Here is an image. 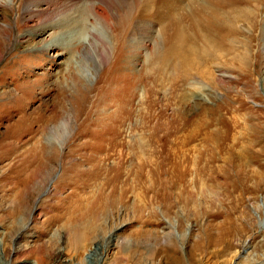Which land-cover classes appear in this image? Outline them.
Segmentation results:
<instances>
[{
  "label": "rangeland",
  "instance_id": "374dc122",
  "mask_svg": "<svg viewBox=\"0 0 264 264\" xmlns=\"http://www.w3.org/2000/svg\"><path fill=\"white\" fill-rule=\"evenodd\" d=\"M163 1L0 0V110L13 116L0 121V133L19 107L32 114L61 106L38 137L40 159L27 157L29 137L16 152L0 153V264H264V4L244 7L256 17L238 19L240 43H224L202 67L193 55L179 87L172 67L159 75L157 56L173 48L166 38L188 10ZM51 23L54 30L30 37ZM192 28L190 43L198 34ZM54 37L65 48L50 57L31 52ZM33 83L30 98L9 102L18 85ZM129 108L133 125L122 124L117 138L126 150L134 138L133 153L109 157L116 136L103 128L126 119ZM202 122L218 145L228 141L215 182L203 179L194 204L169 200L162 184L153 197L144 189L154 178L137 177L152 171L150 159L138 158L139 142L161 141L164 124ZM197 138L207 153L204 136ZM82 220L89 226L79 231Z\"/></svg>",
  "mask_w": 264,
  "mask_h": 264
},
{
  "label": "bare ground",
  "instance_id": "6f19581e",
  "mask_svg": "<svg viewBox=\"0 0 264 264\" xmlns=\"http://www.w3.org/2000/svg\"><path fill=\"white\" fill-rule=\"evenodd\" d=\"M163 2H165L164 3L165 6L169 4L170 6H172L177 10L181 8L183 4H186L185 7L188 10L186 14L183 13L184 17L178 20V23L176 24L175 27V36H173L172 38L170 37L166 38L167 41L176 42L173 45V48H171L162 56L160 55L157 56V60H158L157 64L162 63L161 65L163 66V68L160 67L159 69L160 71L159 75L160 76L165 75V71H164L165 67H169V68L172 67L171 69L175 71L176 82H177V86L179 87H182L185 84V82L188 80V77L191 76V74L187 72L186 67L187 65L190 64V58L193 55L198 57L199 65L202 67L206 63V57L211 59V57H213L216 54L217 52L216 49H218L220 46H223L224 43H231V44L240 43L236 41H239L240 40L239 38L243 37L242 35L243 30L237 25L238 19L242 18L245 20L252 21L256 17L255 14L256 11L249 12L244 7H246L247 5L249 6L251 3L252 4L255 3V10H259L260 5L264 4V0H166ZM179 3L182 4V6L179 5ZM173 8L169 7L166 8V10L172 11ZM181 10L183 9L181 8ZM234 13H240V16L236 17L234 16ZM188 17H189L188 19L189 21L187 22H189V24H185L184 21ZM126 19L127 17L123 19V23L126 22ZM190 26L192 27L194 26V28L198 30L197 32L195 29L196 33L198 34L196 35L197 36L196 39H194L195 42L192 43H190V38L187 31L188 28L189 29L192 28ZM55 28H56L55 24L51 23L46 26L40 27L39 32L35 31V33L33 32L34 34L30 33L29 35L30 37L35 35L37 36L46 35L49 31L54 30ZM194 28H192L190 32H192ZM118 29L120 36L121 28L119 27V24H118ZM118 29L116 31H118ZM194 34L193 37L195 36ZM63 47L64 45H61L58 42V37H54L43 46L33 48L31 52H37L45 56L48 52L56 49L57 50L62 49ZM47 56L50 57L49 54H47ZM57 56H63V55L59 54ZM66 74L67 75L64 77L67 78L68 76H70L69 75L70 73H66ZM198 74H200V70H198ZM35 85L36 83H33L29 86L27 84L18 85L16 88L18 91V95L11 97L12 100L9 102L11 103L13 101L15 104H20L24 102L25 98L31 97V91L35 87ZM131 89L133 91V87ZM125 94L127 95L128 93ZM60 96L63 97L64 92H61ZM59 106L60 105H55L53 106V108H51V110H49L50 107L44 109L42 108L39 111H37L38 113L35 112L36 114L35 113L27 114L24 108L19 107L17 109L16 116L18 118L16 122L14 124L11 123L10 125H8L6 127V130L3 133H0V153L3 152L4 154V150L6 149V155H9L10 152L8 154L7 152L10 148H13L11 149V153L16 152L14 150L16 148V145L20 143L23 138L29 137L30 138L29 142L32 143L33 146L29 149V151H26L27 152L26 155H28L27 157H29L30 159H40L38 158L40 157V154L42 153L44 154V152L40 150V147L41 149H44V147L40 146V143H38V137L42 134H45V132L48 130V126L53 122H55L57 118H59L58 109L61 108V106L60 107ZM7 109L9 108L7 107L5 109L0 110L1 122L5 121V119L8 118V117L6 118V116H3L4 112H6ZM126 113H127L126 119H123L118 115L119 121L117 123L115 124L108 123L109 126H105L103 128L105 131L109 129L111 131V134L116 136L115 137L116 141L112 143L113 145L115 144L114 149L109 148L110 154L108 156L112 157L115 155L119 157L120 160L124 159L127 156H130L133 153V150L131 149L132 145L130 146V144L134 143V138H132V140H130L127 143V150L125 149L126 146L123 147L124 145H122V143L117 138L119 135H122V127H121L122 124H124L127 121H130L131 126L133 125L132 108H129ZM12 117L8 118L9 122H11ZM85 122H81L80 124H83ZM119 125H120L119 129H113V126H119ZM194 125L195 124H185L180 127L174 125L169 126L164 124L159 128V130L161 129L160 132L163 133L161 141L154 143L155 145L152 144L151 146L150 142L145 140V138L148 137H145L143 140H141L142 142H139L141 143V147L139 146L140 147L139 156L141 155L144 159H148V160L150 159L147 162L146 167H150L152 171H150L149 172L150 174H148V176L145 178H142L141 176H137V177L140 181L142 180L149 181L150 179L154 178L153 179L154 186L144 189L152 192L154 194L153 197H155V192L151 189L156 190V188L159 187L160 184H162L166 197L169 200L176 198L179 201L185 200L188 201L189 204H194L192 202L197 201L196 199L197 193L201 189V182L203 181V179L207 178L209 179V182H215V180L212 179L213 175L215 174V164L217 162V158H223L226 155L228 151V141L226 140L220 145H218L216 141H214L217 138L214 137V134H212L213 129L211 124L202 122L200 124H196V126ZM79 128L81 127L79 126ZM110 131H108V134H110ZM183 132H186V136L183 134ZM198 135L200 137L204 136L207 142V146L205 149V152L207 153H203L199 151L197 146L194 145V143L198 139L197 138ZM103 138L104 135L102 136V140ZM161 142H163L162 145L160 144ZM95 143L92 144L87 143L84 149L86 147L89 148L93 147ZM134 155L133 157H135ZM141 156L138 158H141ZM32 161L34 162V160ZM122 161H120V163H122ZM130 161H131L130 163L132 164V159H130ZM24 165L27 164L24 163ZM40 166L41 164L39 165V169L38 168L35 169L36 173L40 172L39 171ZM120 177H117L116 175L115 179L119 180ZM31 181L32 180L21 182L23 188L27 187V185H29ZM16 203L18 207L19 205L21 206L23 205V199L21 193L18 194ZM92 218L93 221L94 220L96 221L98 217L95 218V215H93ZM79 223L81 224V222ZM88 226L89 223L83 222L82 225H80L79 227L78 225H76V229H79V231H81L83 230L82 228L87 229Z\"/></svg>",
  "mask_w": 264,
  "mask_h": 264
}]
</instances>
